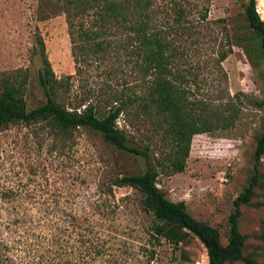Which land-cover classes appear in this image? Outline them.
<instances>
[{"label":"rangeland","instance_id":"1","mask_svg":"<svg viewBox=\"0 0 264 264\" xmlns=\"http://www.w3.org/2000/svg\"><path fill=\"white\" fill-rule=\"evenodd\" d=\"M172 2L185 7L187 16L182 25L186 31L171 28ZM247 2L163 0V29L167 39L176 42L173 60L175 72L182 77L185 100L203 103L207 109H197V113L204 116L228 117L217 129L192 137L182 173L168 170L167 158L174 150L161 132L155 133L133 110L128 119L121 116L117 120V127L131 145H148L153 165L163 162L157 168V187L165 198L183 202L194 219L218 231L223 245L227 244L233 201L254 174L255 138L264 132V60L253 57L257 63L252 64L240 40L241 35H248L244 17ZM256 9L264 21V0H256ZM37 36L44 41L56 77L74 75L60 1L0 0V80L17 69H28L24 97L28 109L45 103L36 80L39 63L32 55ZM123 38L115 37L114 41L120 44ZM223 54L226 58L221 60ZM111 61L116 62L89 58L88 87H99L104 72L111 70L116 75L106 85H128L140 93L142 87L135 84L130 59L121 55ZM80 91L73 79L72 95ZM145 168L142 158L118 150L88 129L64 132L53 131L44 123L12 125L0 131V195L17 196L20 203L1 204L0 208L74 214L78 219L74 224L81 228L76 232L93 226L94 237L105 249L102 264H208L206 249L196 236L185 231L178 244L157 236L154 227L159 222L143 210L141 194L111 185L117 177L139 174ZM258 173L261 183L264 155L258 162ZM240 212L238 228L246 237L243 257L263 263L264 249L254 235L264 223V189L255 187L250 203L241 206ZM227 264L247 263L237 260Z\"/></svg>","mask_w":264,"mask_h":264},{"label":"trees","instance_id":"2","mask_svg":"<svg viewBox=\"0 0 264 264\" xmlns=\"http://www.w3.org/2000/svg\"><path fill=\"white\" fill-rule=\"evenodd\" d=\"M59 1L66 19L75 74L57 78L42 37H35L32 55L39 63L36 80L45 103L28 109L24 99L25 86L30 78L28 69L3 75L0 80V131L12 125L44 123L53 131L83 128L100 134L109 145L144 160L146 168L142 173L121 175L111 181V185L129 187L141 194L143 210L159 222L154 227L157 236L178 244L185 231L193 234L204 245L208 264H227L237 260L264 264L243 257L246 237L238 228L240 207L250 203L255 187L264 189V180L259 182L258 173V162L264 155V132L255 138L254 174L233 201L234 209L228 216L227 244L223 245L218 231L194 219L183 202L165 198L157 187L160 174L157 168L163 162L157 161V166L153 165L150 147L131 145L117 127L118 118L124 116L128 119L133 110L142 122L152 126L155 133L161 132L163 138L171 142L174 151L173 156L167 158V168L170 173H182L192 137L213 131L219 123L228 121L224 115L208 117L197 113V109L203 112L207 107L201 102L185 100L180 82L182 77L175 72L173 60L177 52L176 42L167 39L163 29V0ZM170 10L173 13L171 28L176 26L179 31H186L182 25L187 16L185 7L172 2ZM244 17L248 35H241L240 40L249 61L256 65L253 57L264 60V21L257 12L256 0H248ZM115 37L124 38L118 44ZM121 55L133 63L135 84L142 87L140 93L132 91L128 85L121 88L106 85L114 78L115 72L111 70L104 72L99 87H88L89 58L114 64L116 61L111 59ZM225 58L223 54L220 59ZM73 79L81 91L72 95ZM14 202L20 203L17 196L0 195V205ZM76 218L66 210L34 212L15 207L0 208V264L104 263L105 249L97 236L94 237L93 226L86 225L80 232L81 228L75 225ZM254 237L264 249V223Z\"/></svg>","mask_w":264,"mask_h":264}]
</instances>
